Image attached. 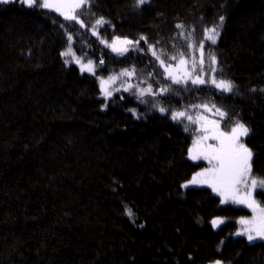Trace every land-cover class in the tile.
Here are the masks:
<instances>
[{"label":"trees","instance_id":"1","mask_svg":"<svg viewBox=\"0 0 264 264\" xmlns=\"http://www.w3.org/2000/svg\"><path fill=\"white\" fill-rule=\"evenodd\" d=\"M82 11V21L108 22L99 29L107 40L145 36L177 57L223 15L207 45L216 79L234 87L174 85L144 41L118 56L54 11L0 3V264H264V240L232 235L248 211L182 187L201 163L187 157L192 125L171 119L213 103L231 117L222 122L239 119L250 128L252 173L264 179V0H91ZM67 34L96 74L131 66L156 94L104 100L95 75L64 62ZM216 216L227 221L215 228Z\"/></svg>","mask_w":264,"mask_h":264},{"label":"snow or ice","instance_id":"2","mask_svg":"<svg viewBox=\"0 0 264 264\" xmlns=\"http://www.w3.org/2000/svg\"><path fill=\"white\" fill-rule=\"evenodd\" d=\"M13 2V0H0V3L8 4ZM21 4L26 7L33 8H44L56 11L59 15L63 16L65 20L75 21L79 23L81 27H84V23L80 20V16L83 15L82 9L89 7L91 0H19ZM148 3V0H136V7L139 8L141 5ZM225 17L223 15L219 16V22L215 23L211 27H206L204 29V39L200 41L199 44V71H197V61L193 59L191 61V71L188 70V59L185 58V53H178L179 60L177 63V68L183 67V75L170 72L169 69L173 67L172 64L165 62L162 56L166 57V53L163 51L157 52L156 45L148 43V39L145 36H141L138 41L131 40H120L119 38L114 39L111 43H108L104 39H101V43H104L106 47L111 48L118 56H124L129 52L130 48L139 50L140 41L148 43V51L151 52L152 56L159 61L160 67L164 68L165 79L171 80L174 85H186L191 83L195 86L193 90H199L200 85L211 84L217 90L224 93H230L233 90V82L226 79H216L215 75L205 78L204 74V45L205 41L215 44L218 37L220 36V28H222ZM108 23L103 18L97 19L96 24L93 25L92 34L98 35V29ZM176 28L183 29L182 24H177ZM181 37L186 39L191 36H185V33L181 31L179 33ZM69 42H71L72 37H68ZM159 44V41H157ZM189 48L193 45L191 42L188 44ZM71 52L65 51L61 53V56H68ZM170 60H177V56L167 57ZM211 62V72L214 74L217 72L216 65L218 64L215 55L209 57ZM73 62L80 65L81 71H88L95 74L96 65L93 64L91 60L87 64L82 63L81 59L78 57H73ZM65 63H68L66 60ZM101 65L105 63L104 60H100ZM135 75V69L128 70L125 69L119 75L110 76L108 80L101 79V91L102 94L107 98L112 96V91L105 85L115 82L121 77H132ZM151 75V73L149 74ZM133 85L129 84L128 87L124 88V91H129ZM187 90V89H186ZM174 89L169 86H164L160 89L158 95L163 96L165 93H172ZM138 97H144L146 94L155 95L152 92L151 86L146 89H138ZM123 98V97H121ZM141 102H145L141 100ZM157 107L158 110L163 114L170 109L162 107L159 105H153ZM194 108H203L205 111L215 110V113L220 117V120H210L202 114H198L196 119H193L192 115L188 111H172L171 119L177 122H182L183 119H187L189 124H197V135L196 139L193 141V147L189 149V155L192 160H206L210 165L209 168L204 169L201 172L196 173L189 184H206L212 188L214 192L222 196V203H227L229 201L237 204H244L245 206L252 209L254 215L251 220L241 219L239 223L242 228L236 233V235L246 236L247 240L251 243L257 239L264 240V208H259L257 201L253 198V192L257 188H264V180H257L252 178V151L246 147L242 142L243 137H247L250 133V128L246 124L242 123L239 119L235 121L234 126L231 127L229 132L221 130V120L230 119L229 113L222 111L220 107H217L214 103L209 107L208 104L193 105ZM130 111L133 115H136L134 109ZM139 118V117H138ZM189 127L185 126V131H188ZM209 141H215V144L209 143ZM249 181H251V186L249 187ZM185 184L183 187H187ZM259 209V215H257V210ZM132 213L129 211L128 213ZM224 221L221 219H214L212 221V226L217 227ZM216 264H220L219 261Z\"/></svg>","mask_w":264,"mask_h":264},{"label":"rangeland","instance_id":"3","mask_svg":"<svg viewBox=\"0 0 264 264\" xmlns=\"http://www.w3.org/2000/svg\"><path fill=\"white\" fill-rule=\"evenodd\" d=\"M14 1V0H13ZM15 1H17V2H19V0H15ZM20 3V2H19ZM85 9V8H84ZM49 10V9H48ZM51 11H53V10H51ZM55 13H57L56 11H54ZM85 13V12H84ZM59 14V13H58ZM63 17V16H62ZM64 18V17H63ZM80 18V20L82 21V19H83V17H82V15L79 17ZM97 19H100V18H96V19H88V18H84V21H82L83 23H84V25L86 26V28H87V30L92 34V28H93V25H95L96 24V20ZM105 20V19H104ZM71 22H73V23H75V24H77V25H79L80 26V24L79 23H76L75 21H71ZM100 29V28H99ZM99 29L97 30L98 31V35H93L94 37H96L97 39H98V41H99V43L101 44V45H103V46H105V44L104 43H101V39H104L105 41H107L108 43H111L114 39H116V38H119L120 40H125V39H127V40H131V41H133V42H135V41H138L139 39H132V38H127V37H114V38H111V39H109V40H107V39H105V37H102L100 34H99ZM69 36H71L70 34H67V43H66V45H65V47L62 49V51H61V53L62 52H65V51H69L70 50V52H71V54L70 55H68V56H62V58L64 59V62L67 60L68 61V63H66V64H69V63H71V64H74L75 66H77V68L79 69V71L81 72V73H87V74H92V75H95L96 76V78H97V82H98V86H99V91H100V96L103 98V99H108V98H110V97H112L115 93H118L119 91H124V88L125 87H128V85L129 84H131V85H133L134 87H132L130 90H129V92H131L132 94H135V95H138L137 93H138V89H146V88H148L149 87V85L147 84V81H148V75L147 74H145L144 72H142V71H140L139 73H137V71L135 70V75H133L132 77H127V76H125V77H121L120 79H118V80H116L115 82H112V83H109V84H107V85H105L106 87H108L111 91H112V96H110V97H105L103 94H102V91H101V83H100V81H101V79H103V80H108V78L110 77V76H114V75H119V73H121L123 70H125V69H128V70H133L134 68L133 67H131V66H129V67H127V68H125V67H123L122 69H119V70H114V71H112V72H110V73H108L107 75H105V76H100V75H98V74H96V72H97V67L95 68V74H93V73H91V72H88V71H81V68H80V65L79 64H77V63H75V62H73V57L75 56V57H78V58H80L81 59V61H82V63H84V64H87V62L89 61V60H91V59H88V58H84L83 56H80V55H77L74 51H73V49H72V47H71V44H72V46H73V37H72V40H71V42H69V40H68V37ZM197 39V42L196 43H194V44H192L193 45V47L192 48H189V53L187 54V56H185V58L186 59H188V61H189V64H188V70L189 71H191V61L193 60V59H195L196 61H197V64H198V66H197V71H199V60H200V53H199V51H198V49H199V44H200V41L201 40H203L204 39V34L202 35V36H200L199 38H196ZM142 45V44H141ZM141 45L139 46V47H141ZM106 47V46H105ZM110 51H112L111 50V48H109V47H107ZM145 49V48H144ZM145 50H148V45H147V49H145ZM157 52L159 53V52H161V51H158L157 50ZM114 53V52H113ZM149 53L151 54V52L149 51ZM204 65H203V69H204V74H205V78H209V76H210V71H211V62H210V59H209V57L211 56V55H213L212 54V52L210 51V49H209V46L207 45V41H205V45H204ZM172 56H175L174 54L173 55H167L166 57H172ZM162 58L164 59V57L162 56ZM154 59V62H155V65H156V62H157V60L155 59V58H153ZM178 60H179V57H177V60H170V59H165V62L166 63H168V64H172L173 65V67L171 68V69H169V71L170 72H173L174 74L175 73H177V72H179V74H181V75H183V67H180L179 69L177 68V63H178ZM92 62H93V60H91ZM93 64L94 65H96L94 62H93ZM158 67H159V69L163 72L162 74H164L165 75V73H164V68H162V67H160V63H159V61H158ZM157 68V67H156ZM207 74V75H206ZM214 75V74H213ZM209 107H211V105L209 106ZM176 111H188V113L190 114V115H192V117H193V119H196V117H197V115L198 114H202V115H204V116H206L208 119H210V120H220V117L215 113V110L213 109L212 111H205L203 108H193V109H191V106L190 107H188V108H185V107H183V109H181L180 108V110H176ZM187 120V119H186ZM188 121V120H187ZM223 120H221L220 121V124H221V130L222 131H225V132H229L230 130H231V127L232 126H234V124H227L226 122H222ZM192 125V127L190 126V130H191V134H192V136H191V143L189 144V146H188V150H187V157L190 159V160H192L191 158H190V155H189V149H191L192 147H193V141L196 139V137H197V135H199V133L197 132V128H198V125L197 124H191ZM242 139V142L246 145V147H248L247 146V144H246V142H245V137H243V138H241ZM209 143H212V144H215L216 142L215 141H209ZM193 162H198V163H201L200 164V166L192 173V175L187 179V180H185L184 182H183V184H182V187H183V185H185V184H187L188 186L187 187H206V188H208V189H210L219 199H220V202L222 201V199H223V197L222 196H220V195H218L216 192H214L213 190H212V188L211 187H209L208 185H206V184H189L188 182L189 181H191L192 180V178H193V176L196 174V173H198V172H201V171H203L204 169H206V168H209L210 167V165L208 164V162L206 161V160H203V159H200V160H192ZM252 178H255V179H257L258 181L259 180H264V179H262V178H260V177H258V176H256V175H254L253 173H252ZM251 186V181H249V187ZM187 187H184V188H187ZM253 198L257 201V203H258V205H259V208H264V188H257L254 192H253ZM222 203V202H221ZM227 204H231V205H234V206H237V207H240V208H243V209H245L246 211H248V213H244V214H242V215H240V216H238L237 218H236V224H237V226H236V228H235V230H234V232L232 233V235H234V236H240V235H236V233L242 228V225L239 223V221L241 220V219H247V220H251L252 218H253V215H254V213H253V211H252V209L251 208H249V207H247V206H245L244 204H237V203H233V202H231V201H229V202H227ZM257 215H259V209L257 210V213H256ZM214 219H221V220H223L224 222H226L227 221V218L226 217H223V216H216V217H214V218H212L211 220H210V223L212 224V221L214 220ZM223 222V223H224ZM222 223V224H223ZM221 225V224H220ZM219 225V226H220ZM218 227V226H217ZM217 227H215V228H217ZM246 239H247V237L246 236H244ZM257 240H260V239H257ZM256 241V240H255ZM217 261H219L220 262V264H223V262L221 261V260H214V261H211V262H209V263H207V264H216V262Z\"/></svg>","mask_w":264,"mask_h":264}]
</instances>
